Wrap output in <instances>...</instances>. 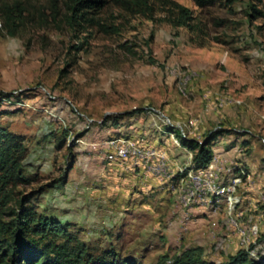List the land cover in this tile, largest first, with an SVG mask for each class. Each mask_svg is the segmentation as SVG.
I'll return each instance as SVG.
<instances>
[{
	"label": "rangeland",
	"instance_id": "rangeland-1",
	"mask_svg": "<svg viewBox=\"0 0 264 264\" xmlns=\"http://www.w3.org/2000/svg\"><path fill=\"white\" fill-rule=\"evenodd\" d=\"M18 1L15 36L0 13V90L24 96L5 102L0 123L24 136L36 179L16 199L30 196L95 252L139 264H169L187 248L218 264L241 249L264 254V18L249 16L254 0H169L192 11V28L172 25L165 0H150V17L101 0L87 9L100 25L82 26L70 24L69 0L7 3ZM170 126L199 141L219 134L209 167L196 168ZM108 142L134 149L122 156ZM147 148L159 157L140 155ZM216 174L221 186L240 177L233 209L224 194L183 203Z\"/></svg>",
	"mask_w": 264,
	"mask_h": 264
},
{
	"label": "trees",
	"instance_id": "trees-1",
	"mask_svg": "<svg viewBox=\"0 0 264 264\" xmlns=\"http://www.w3.org/2000/svg\"><path fill=\"white\" fill-rule=\"evenodd\" d=\"M198 8L206 9L228 0H191ZM231 1V0H229ZM101 0H69L67 7L71 14L69 22L73 26H82V21L100 23L94 17H87L88 8H93ZM249 16L252 19L264 18V8H259L262 0H254ZM171 6L169 19L173 26L192 28V11L173 1L165 0ZM117 4L134 14L150 17L154 6L150 0H117ZM19 12L17 14L16 12ZM26 8L20 1L14 6L7 0H0V13L6 15L9 34L15 36L22 22ZM58 13V12H57ZM56 13V14H57ZM76 46L77 50L82 48ZM24 93L4 92L0 90V120L11 113L3 108L9 100L23 101ZM8 103V102H7ZM176 133L182 145L189 151L196 152V168H207L214 158L211 143L218 137L211 133L205 141L185 138L174 127L167 128ZM27 146L22 134L4 127L0 123V264H139L134 258L122 257L114 249L95 252L91 246L68 230V225L52 216L36 211L30 202V196L16 199L15 189L35 180V176L25 173L24 161ZM179 175V174H178ZM177 178V177H176ZM16 202L15 205L11 204ZM164 264V263H157ZM169 264H218L203 258L197 249L187 248L180 255L174 256ZM219 264H264V254L252 258L250 252L239 250L227 262Z\"/></svg>",
	"mask_w": 264,
	"mask_h": 264
},
{
	"label": "bare ground",
	"instance_id": "bare-ground-1",
	"mask_svg": "<svg viewBox=\"0 0 264 264\" xmlns=\"http://www.w3.org/2000/svg\"><path fill=\"white\" fill-rule=\"evenodd\" d=\"M120 155L127 156L128 157V155H123V154H120ZM127 157H125V158H127ZM163 167L159 166L157 168L156 173L160 174L161 171L163 170ZM207 171H209V170H207ZM191 175L193 176V174H191ZM219 179H220L219 174H216L215 177H214V179L212 181H210V182H206V181H204V182L203 181H198V182L195 181V183L193 182L194 184H191L189 186L190 188H187L186 187L187 190L185 189L187 191V193H188V198H190V199H185L184 200V198L182 197L183 198V203H186V204L189 203V202L190 203H193L194 201H196L197 198L202 199L201 197H203L205 199L206 198L208 199L210 196H215L217 194H224L225 197L228 195V201H229L230 208L233 209L234 206H235V203L237 201V197H235L236 195L235 196L232 195V191L234 190V188L237 185V183L241 181L240 180V177H235L234 182H233V185H228V186L227 185H225V186L217 185L216 183L219 181ZM202 183H209L210 186L200 187L199 184H202ZM212 186H213V188H212Z\"/></svg>",
	"mask_w": 264,
	"mask_h": 264
},
{
	"label": "built area",
	"instance_id": "built-area-1",
	"mask_svg": "<svg viewBox=\"0 0 264 264\" xmlns=\"http://www.w3.org/2000/svg\"><path fill=\"white\" fill-rule=\"evenodd\" d=\"M107 146H108V148L107 149H109V150H112V151H119V153L120 154H123V155H130V149H134L132 146H130V145H126V144H123V142H119V143H111V142H108L107 143ZM140 155H143V157H144V155H157L158 157H159V152L158 151H155V150H151L150 148H147L146 149V151H140ZM220 162V159H217L216 160V166H217V164ZM128 164H130V165H132V163H128ZM226 167V168H225ZM225 167H221V169H223L222 171L223 172H225V170L226 169H228V168H231L232 166H225ZM221 169H218V173L220 174V176H222L221 175ZM150 170H153V168L152 167H150ZM201 172V171H200ZM208 174H212L211 172H207ZM200 185V187H205V186H210L209 185V183H202V184H199ZM212 188H213V186H212ZM229 192V191H228ZM183 198H184V200L185 199H190V198H188V193H187V191H185L184 193H183ZM235 219V218H234ZM250 232H252L251 231V229H250V231L248 232V234L246 233V239H250ZM246 239H245V244H246ZM253 253V252H252Z\"/></svg>",
	"mask_w": 264,
	"mask_h": 264
},
{
	"label": "crops",
	"instance_id": "crops-1",
	"mask_svg": "<svg viewBox=\"0 0 264 264\" xmlns=\"http://www.w3.org/2000/svg\"><path fill=\"white\" fill-rule=\"evenodd\" d=\"M157 146H158V145H157ZM154 147H156V145H155V144H154ZM109 154H110V153H109ZM109 154H108V155H109ZM108 162H109V161H108ZM109 163L111 164V162H109ZM130 171H134V170H130ZM134 172H135V171H134Z\"/></svg>",
	"mask_w": 264,
	"mask_h": 264
}]
</instances>
